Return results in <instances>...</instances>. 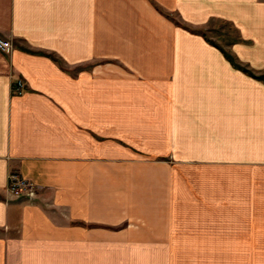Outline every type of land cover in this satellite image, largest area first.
Returning <instances> with one entry per match:
<instances>
[{
    "label": "crops",
    "instance_id": "crops-1",
    "mask_svg": "<svg viewBox=\"0 0 264 264\" xmlns=\"http://www.w3.org/2000/svg\"><path fill=\"white\" fill-rule=\"evenodd\" d=\"M0 38V264H264V0H0Z\"/></svg>",
    "mask_w": 264,
    "mask_h": 264
},
{
    "label": "built area",
    "instance_id": "built-area-1",
    "mask_svg": "<svg viewBox=\"0 0 264 264\" xmlns=\"http://www.w3.org/2000/svg\"><path fill=\"white\" fill-rule=\"evenodd\" d=\"M0 49L5 52L12 50V44L9 40L0 38ZM24 88L21 79H15L11 85V91L15 94H20ZM7 188L12 196L15 198H23L32 200L35 198V185L27 179L22 178L15 172H10L8 175Z\"/></svg>",
    "mask_w": 264,
    "mask_h": 264
},
{
    "label": "rangeland",
    "instance_id": "rangeland-1",
    "mask_svg": "<svg viewBox=\"0 0 264 264\" xmlns=\"http://www.w3.org/2000/svg\"><path fill=\"white\" fill-rule=\"evenodd\" d=\"M220 23L219 21H216L214 23H211L207 28H204V30H206V34L205 36H208V38L213 42L215 43L217 46L219 45H225L224 41L222 42L221 41V37H220ZM228 32L230 34V31L228 29ZM233 32V31H232ZM223 38V37H222Z\"/></svg>",
    "mask_w": 264,
    "mask_h": 264
},
{
    "label": "trees",
    "instance_id": "trees-1",
    "mask_svg": "<svg viewBox=\"0 0 264 264\" xmlns=\"http://www.w3.org/2000/svg\"><path fill=\"white\" fill-rule=\"evenodd\" d=\"M207 41H209L208 39H207ZM209 42H211L213 45H215V46H217L215 43H213L211 40L209 41ZM218 47V46H217ZM227 57L229 58V59H232L230 56H228L227 55Z\"/></svg>",
    "mask_w": 264,
    "mask_h": 264
}]
</instances>
